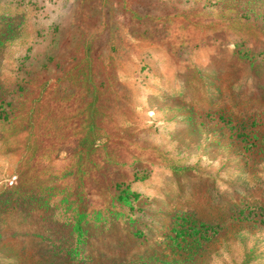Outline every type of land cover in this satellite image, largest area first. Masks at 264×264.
Returning <instances> with one entry per match:
<instances>
[{
  "label": "rangeland",
  "instance_id": "obj_1",
  "mask_svg": "<svg viewBox=\"0 0 264 264\" xmlns=\"http://www.w3.org/2000/svg\"><path fill=\"white\" fill-rule=\"evenodd\" d=\"M0 264H264V0H0Z\"/></svg>",
  "mask_w": 264,
  "mask_h": 264
},
{
  "label": "trees",
  "instance_id": "obj_2",
  "mask_svg": "<svg viewBox=\"0 0 264 264\" xmlns=\"http://www.w3.org/2000/svg\"><path fill=\"white\" fill-rule=\"evenodd\" d=\"M184 211H182L184 215H192L193 212H191V210L189 208L183 209ZM182 219L185 220V218L182 217ZM187 224L184 222L183 225H181L183 227V229L180 231V234H176L175 237H173V241H175V245L177 248H179L181 251L186 252L192 249V247H187L189 244H191V241L189 240L190 237H193L197 234H199V231L195 230V228H193L192 225H189L188 227H185ZM179 232V231H178ZM208 238V237H206Z\"/></svg>",
  "mask_w": 264,
  "mask_h": 264
}]
</instances>
